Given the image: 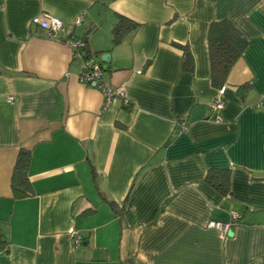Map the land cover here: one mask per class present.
Masks as SVG:
<instances>
[{
  "label": "crops",
  "instance_id": "0c3cea01",
  "mask_svg": "<svg viewBox=\"0 0 264 264\" xmlns=\"http://www.w3.org/2000/svg\"><path fill=\"white\" fill-rule=\"evenodd\" d=\"M43 12L110 53L106 80L129 105L80 80L85 59ZM120 14L139 26L115 45ZM224 18L249 44L218 122L207 34ZM23 148L34 194L17 199ZM211 168L232 169L228 196ZM232 210V235L207 227ZM0 264H264V0H0Z\"/></svg>",
  "mask_w": 264,
  "mask_h": 264
},
{
  "label": "trees",
  "instance_id": "16d2710c",
  "mask_svg": "<svg viewBox=\"0 0 264 264\" xmlns=\"http://www.w3.org/2000/svg\"><path fill=\"white\" fill-rule=\"evenodd\" d=\"M117 16L118 21L114 27H112L113 42L115 45L122 43L123 39H125L130 32L137 29V26H139L138 22L127 16L122 14ZM207 36L211 85H213L214 88L223 89L227 85V79L231 69L248 48L249 39L226 18H224V20H212ZM86 40L87 37H82V41L85 45L81 47V50L84 51L82 52L84 54L83 56L88 57L92 54H90L91 50L88 49V42ZM171 44L173 47L176 49L178 48L182 52V71L193 73L196 67V61L190 45L183 44L178 41H172ZM99 59L101 61V65L106 62H104L102 56H100ZM151 61L152 60L146 62L145 67H148L151 64ZM102 67L104 71L107 70L104 65H102ZM248 84L244 86L247 87L249 86ZM30 152V150L24 148L21 149L18 153L19 155L16 164H14L13 178H11L14 197L17 199L32 196L34 194V189H32L33 186L30 178H28L29 164L31 163ZM231 175L232 169L211 168L209 169L205 181L224 196H228L232 185ZM240 220L237 223H239ZM1 243H3V241H1ZM6 243L7 241L2 245V247L7 248V246H5Z\"/></svg>",
  "mask_w": 264,
  "mask_h": 264
},
{
  "label": "built area",
  "instance_id": "2783aa9c",
  "mask_svg": "<svg viewBox=\"0 0 264 264\" xmlns=\"http://www.w3.org/2000/svg\"><path fill=\"white\" fill-rule=\"evenodd\" d=\"M33 20L42 28H45L51 33H66L64 41L69 47H71L74 52L73 54L77 57H83L85 59V68L80 74V80L93 89L96 88L101 91L104 96L103 102L105 106L110 105L112 102L111 100H113L116 96L121 97V100L125 105L130 104V100L125 96V92L120 86H113L107 82L105 71L103 70L99 57H95L93 55L88 57L83 56L84 54L82 52L84 51L81 50V47H83L85 43L82 41V38L79 39L78 37L73 36L70 30L65 29V24L62 19L50 14L49 12H43L33 18ZM77 22H80V18L77 20ZM223 90L224 88L220 89L216 100L210 106V109L212 111L211 117L214 121L218 122H221L223 120L221 115V111L225 106ZM186 126L187 125L183 123V128H185ZM230 215L232 218L231 222L225 223L222 221L219 222L216 220H210L207 227L214 228L216 230H219L220 232L222 231L223 233H227L230 229V226H232L234 223H237L242 218L240 212L235 210H232ZM82 242L83 239L78 236L76 238V244H81Z\"/></svg>",
  "mask_w": 264,
  "mask_h": 264
},
{
  "label": "water",
  "instance_id": "95a60500",
  "mask_svg": "<svg viewBox=\"0 0 264 264\" xmlns=\"http://www.w3.org/2000/svg\"><path fill=\"white\" fill-rule=\"evenodd\" d=\"M103 58V60H104V62L105 61H109V58H110V53H106V54H104V56L102 57ZM230 231H229V235H232L233 234V230H231V229H229Z\"/></svg>",
  "mask_w": 264,
  "mask_h": 264
}]
</instances>
